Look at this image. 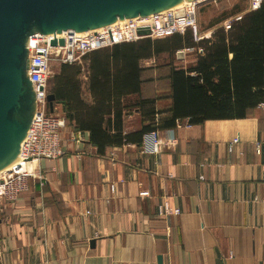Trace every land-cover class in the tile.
Masks as SVG:
<instances>
[{
	"label": "crops",
	"instance_id": "obj_1",
	"mask_svg": "<svg viewBox=\"0 0 264 264\" xmlns=\"http://www.w3.org/2000/svg\"><path fill=\"white\" fill-rule=\"evenodd\" d=\"M73 65L83 66L78 121L66 123L65 154L41 162L45 185L33 179L15 205L1 206L0 264H264V108L161 130L164 140L178 141L159 155L144 152L142 117L126 108L121 129L131 141L101 154L104 133H118L109 123L115 119L87 87L88 64ZM157 90L149 82L143 97ZM54 112L65 116L62 105ZM159 206L181 213L159 216Z\"/></svg>",
	"mask_w": 264,
	"mask_h": 264
},
{
	"label": "trees",
	"instance_id": "obj_2",
	"mask_svg": "<svg viewBox=\"0 0 264 264\" xmlns=\"http://www.w3.org/2000/svg\"><path fill=\"white\" fill-rule=\"evenodd\" d=\"M223 19L216 20L209 29L213 30ZM186 48L203 52L192 53V59L184 66L179 64L184 59L179 60L177 53ZM82 60L88 64V89L103 100L100 109H109L115 119L109 123L118 130L114 136L104 133L103 144L98 145L101 154L108 145L131 141L130 135L123 136L121 129L126 108L140 113V136L154 130L174 129L183 122L200 126L210 120L244 119L264 105V1L258 10L244 14L230 30L217 27L210 38L199 42L187 30L163 39L118 44L92 52ZM151 61L158 65H145ZM82 70L81 65H64L60 74L58 70L53 73L50 94L56 97L55 105L64 107L67 124L78 121L76 112L82 109L77 105L82 84L77 77ZM152 70L158 71L156 80L149 79ZM152 81L157 83L158 90L152 97L144 98L142 86ZM130 96L137 97L135 103L123 106L120 101ZM107 100L109 105L103 103ZM79 121L86 125L84 120ZM96 127L99 125L92 128ZM93 134L94 139L101 137L100 130Z\"/></svg>",
	"mask_w": 264,
	"mask_h": 264
},
{
	"label": "built area",
	"instance_id": "obj_3",
	"mask_svg": "<svg viewBox=\"0 0 264 264\" xmlns=\"http://www.w3.org/2000/svg\"><path fill=\"white\" fill-rule=\"evenodd\" d=\"M263 1L250 0L249 12L258 10ZM198 3L185 2L181 8L179 6L149 17L128 19L85 33L67 31L60 35L35 34L30 37L28 46L32 67L29 77L37 94V111L21 145L22 152L17 162L0 174V209L2 205H15L30 191L33 179L39 180L42 186L45 185L46 176L41 162L57 160L65 154L63 131L66 128V119L61 114L52 113L48 102L53 65L80 64L84 56L98 50L144 39H163L176 33L183 34L187 30H191L194 40L199 42L206 36L198 34ZM242 18L243 14L225 21V30H230L232 25ZM61 39L64 40L63 46L59 44ZM54 40L58 41L56 46L52 45ZM183 51L190 54L203 52L202 49L195 48H186ZM261 107L264 108V105ZM72 141L78 143L81 140L73 138ZM177 141L176 138L164 140L161 132L154 130L144 138V152L159 155L166 148L174 146ZM180 213L178 208L159 206V216Z\"/></svg>",
	"mask_w": 264,
	"mask_h": 264
},
{
	"label": "water",
	"instance_id": "obj_4",
	"mask_svg": "<svg viewBox=\"0 0 264 264\" xmlns=\"http://www.w3.org/2000/svg\"><path fill=\"white\" fill-rule=\"evenodd\" d=\"M199 1L0 0V173L17 162L37 111V94L29 77L31 36L85 33ZM59 44L63 46L64 40ZM177 56L183 60L185 52L180 50ZM55 101V95L49 94L52 113Z\"/></svg>",
	"mask_w": 264,
	"mask_h": 264
},
{
	"label": "rangeland",
	"instance_id": "obj_5",
	"mask_svg": "<svg viewBox=\"0 0 264 264\" xmlns=\"http://www.w3.org/2000/svg\"><path fill=\"white\" fill-rule=\"evenodd\" d=\"M250 0H201L197 5V27L201 35L213 32L217 27H224L225 21L249 12ZM224 18L216 24L213 30L209 28L218 19ZM210 30V31H208ZM59 66L54 64L52 73H56ZM53 77V76H52ZM50 80V86L52 83Z\"/></svg>",
	"mask_w": 264,
	"mask_h": 264
},
{
	"label": "bare ground",
	"instance_id": "obj_6",
	"mask_svg": "<svg viewBox=\"0 0 264 264\" xmlns=\"http://www.w3.org/2000/svg\"><path fill=\"white\" fill-rule=\"evenodd\" d=\"M182 5H183V4H182ZM182 5H180V7H179V8L183 7ZM3 172H4V171H3ZM1 173H2V172H1ZM1 173H0V174H1Z\"/></svg>",
	"mask_w": 264,
	"mask_h": 264
}]
</instances>
